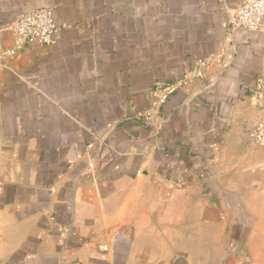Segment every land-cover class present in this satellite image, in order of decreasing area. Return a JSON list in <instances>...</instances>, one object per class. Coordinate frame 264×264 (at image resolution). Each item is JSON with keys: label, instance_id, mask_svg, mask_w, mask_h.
Segmentation results:
<instances>
[{"label": "crops", "instance_id": "obj_1", "mask_svg": "<svg viewBox=\"0 0 264 264\" xmlns=\"http://www.w3.org/2000/svg\"><path fill=\"white\" fill-rule=\"evenodd\" d=\"M243 2L0 0V53L29 10L59 26L0 63V264H264V107L243 90L264 19L230 31Z\"/></svg>", "mask_w": 264, "mask_h": 264}, {"label": "built area", "instance_id": "obj_2", "mask_svg": "<svg viewBox=\"0 0 264 264\" xmlns=\"http://www.w3.org/2000/svg\"><path fill=\"white\" fill-rule=\"evenodd\" d=\"M230 19V31H256L264 19V0H244L243 4L231 14ZM9 26L15 36L14 44L11 48L0 53V63L13 58L26 48H42L54 45L55 36L59 31V26L54 21L50 8L29 10L20 18L11 21ZM210 62V58L202 59L193 72L187 73L188 76H202ZM184 83L182 80L163 88H157L155 92L157 104L161 105L173 88ZM243 90L247 91L248 96L254 100L257 106L264 107V66L255 76L253 84L250 87H243ZM249 137L256 146L264 149V123L254 126L249 132Z\"/></svg>", "mask_w": 264, "mask_h": 264}, {"label": "water", "instance_id": "obj_3", "mask_svg": "<svg viewBox=\"0 0 264 264\" xmlns=\"http://www.w3.org/2000/svg\"><path fill=\"white\" fill-rule=\"evenodd\" d=\"M226 62H224V64H222V67H225L226 66V64H225Z\"/></svg>", "mask_w": 264, "mask_h": 264}, {"label": "rangeland", "instance_id": "obj_4", "mask_svg": "<svg viewBox=\"0 0 264 264\" xmlns=\"http://www.w3.org/2000/svg\"><path fill=\"white\" fill-rule=\"evenodd\" d=\"M0 260H1V256H0Z\"/></svg>", "mask_w": 264, "mask_h": 264}]
</instances>
